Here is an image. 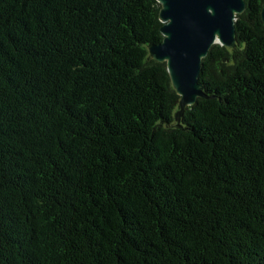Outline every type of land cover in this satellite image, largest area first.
Instances as JSON below:
<instances>
[{
  "label": "trees",
  "instance_id": "obj_1",
  "mask_svg": "<svg viewBox=\"0 0 264 264\" xmlns=\"http://www.w3.org/2000/svg\"><path fill=\"white\" fill-rule=\"evenodd\" d=\"M179 110L157 0H0V264H264V0Z\"/></svg>",
  "mask_w": 264,
  "mask_h": 264
},
{
  "label": "water",
  "instance_id": "obj_2",
  "mask_svg": "<svg viewBox=\"0 0 264 264\" xmlns=\"http://www.w3.org/2000/svg\"><path fill=\"white\" fill-rule=\"evenodd\" d=\"M162 40L150 43V56L164 62L171 84L179 95V118L187 105L205 96L198 81L201 59L218 43L235 44L236 15L245 9L244 0H157ZM264 23V2L260 11Z\"/></svg>",
  "mask_w": 264,
  "mask_h": 264
}]
</instances>
